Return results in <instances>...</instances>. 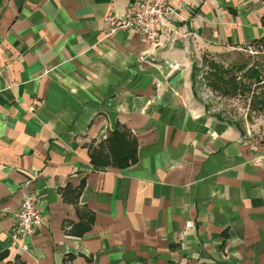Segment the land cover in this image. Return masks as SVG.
<instances>
[{
    "label": "crops",
    "instance_id": "crops-1",
    "mask_svg": "<svg viewBox=\"0 0 264 264\" xmlns=\"http://www.w3.org/2000/svg\"><path fill=\"white\" fill-rule=\"evenodd\" d=\"M135 1L0 0V264H264V134L207 116L190 82L199 50L264 37V0H171L158 47L106 35ZM116 130L124 168L103 162ZM28 189L43 223L23 252Z\"/></svg>",
    "mask_w": 264,
    "mask_h": 264
},
{
    "label": "rangeland",
    "instance_id": "rangeland-1",
    "mask_svg": "<svg viewBox=\"0 0 264 264\" xmlns=\"http://www.w3.org/2000/svg\"><path fill=\"white\" fill-rule=\"evenodd\" d=\"M190 82L193 98L202 106L203 112L216 121L229 124L244 132L248 136L264 134V110L260 111L253 106V97L260 94L264 97L262 89H258L244 78V72L239 73L232 69L234 65L248 64L257 67L264 78V42L247 47L224 48L220 51L201 49L191 59ZM211 65L222 66L234 70V77L248 86L249 91L236 94L224 92L212 86L213 78L209 75ZM250 71V70H249ZM192 73L193 81H192ZM252 91L255 95L252 96ZM252 134V135H251Z\"/></svg>",
    "mask_w": 264,
    "mask_h": 264
},
{
    "label": "built area",
    "instance_id": "built-area-1",
    "mask_svg": "<svg viewBox=\"0 0 264 264\" xmlns=\"http://www.w3.org/2000/svg\"><path fill=\"white\" fill-rule=\"evenodd\" d=\"M175 20L171 0H136L125 17L114 18L109 15L104 21L109 26L106 33L108 37L120 30L131 31L137 33L146 45L158 47L161 37L173 40L176 33ZM25 187L29 188L30 182ZM38 204L35 191L28 189L24 191L19 208L14 214L10 239L23 252L28 251V245L23 239L32 236L43 223Z\"/></svg>",
    "mask_w": 264,
    "mask_h": 264
},
{
    "label": "trees",
    "instance_id": "trees-1",
    "mask_svg": "<svg viewBox=\"0 0 264 264\" xmlns=\"http://www.w3.org/2000/svg\"><path fill=\"white\" fill-rule=\"evenodd\" d=\"M264 24V20H263ZM264 37L260 39H256L251 43H248L249 46L263 43ZM248 45L242 46L247 47ZM232 69H235L237 72L242 73L244 72V78L247 79L249 82H252L255 88L262 89V92L264 93V78L261 75V72L257 69V67H249L248 70V64H241V65H234ZM234 70L226 69L222 66L217 65H211L209 75L213 78L212 86L216 89H220L224 92H230L233 94H236L237 92L244 93V90L249 91L248 86L241 81H238L236 77H234ZM194 74L192 73V81H193ZM255 95V92L252 91V96ZM253 106L257 107L256 109H259L260 111L264 110V97H260V94H257L253 97ZM112 137L109 138L110 141L118 140L119 143V150L116 151L117 153L115 155L111 156V160L109 162L103 161L106 165H115L120 168H124L129 166L130 164L134 163L136 156H135V150H136V143L134 140L128 141L125 139V133L121 131H114L111 134ZM97 157H101L98 153L93 155H90L91 163L94 166H98L99 162ZM101 159V158H100ZM100 161V160H99ZM107 162V163H106Z\"/></svg>",
    "mask_w": 264,
    "mask_h": 264
}]
</instances>
